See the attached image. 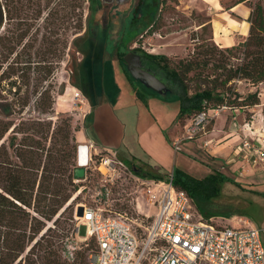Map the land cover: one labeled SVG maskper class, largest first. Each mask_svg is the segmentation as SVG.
Returning a JSON list of instances; mask_svg holds the SVG:
<instances>
[{"label":"rangeland","instance_id":"obj_1","mask_svg":"<svg viewBox=\"0 0 264 264\" xmlns=\"http://www.w3.org/2000/svg\"><path fill=\"white\" fill-rule=\"evenodd\" d=\"M140 1L124 0L119 2L114 0L111 3H106L105 8L101 9L97 0H84L83 29L79 24L81 9L78 8L76 1L74 6L68 9L67 22L56 21L51 15V10L42 6L35 7L38 14L37 20L25 21L22 17L28 14V8H18L14 5L16 7L14 14L15 8L12 7L11 0L4 1L6 11L1 9L3 19L0 18V99L26 100L33 105L40 97V93L35 90L48 89L57 102L58 96L64 94L67 86L71 85L74 87L71 95L63 97L59 107L55 103L52 114L39 113L34 106H31L27 108L24 116L26 118L52 119L53 123L61 121L63 117H71L72 130L76 136L77 147H79L80 142L76 132L81 128L83 111H85L84 101L89 100L80 87L81 82L83 85H87L86 79L81 80V74H85L83 68L86 59L85 50H88L93 38L88 29L94 25V32L96 33V30L101 32L98 35V42H95L97 48L102 50V54H100L102 62L100 67L96 66V62L100 61L97 56V58L93 57L92 61H89L85 66L92 74L94 98L99 100L104 93V76L109 79V76L115 75V71L119 70L124 73L125 82L131 84L151 104H158L169 114L177 115L180 106L177 95L170 92L157 93L145 88L146 86L137 81L132 82L118 57L120 54L125 57L133 52L141 54L142 51L165 54L171 59V65L174 66L179 59L186 58L189 53H193L196 47L215 42L212 39L210 24L211 11L205 0ZM238 1L240 0H224V4H234ZM243 2L252 11L260 4L264 6V0H244ZM21 23H26L27 26L32 25L33 28L26 30V36L19 41L21 29L27 28ZM106 33L107 36H103ZM101 44L102 46L99 47ZM238 61L237 58H232L233 63ZM25 65H31L33 68L29 72L23 73L24 71H21L20 67ZM211 67L212 65L207 71L210 72ZM221 71L218 70L217 73H221ZM189 76L191 77L189 84L191 92H193L202 84L195 78L193 72ZM214 76L211 75V78ZM161 80L166 82L165 79ZM14 81H17V86H13ZM237 84L232 81L228 86L238 89ZM76 85L78 87H75ZM18 86L21 88L19 91L17 90ZM244 86L243 84L242 89ZM76 92H80L81 96L75 97ZM176 122L178 126L181 125L178 118ZM50 142L51 138L48 140V144ZM102 156L101 153L96 155V164L93 163L91 167L85 168L83 177L76 178L75 182L81 184L79 191L73 195L53 220L46 222L45 230L50 228L46 237L57 240L64 259H66L64 256L66 247L71 243L77 244L75 259L68 261L72 264H88L89 254L94 248L92 240L83 242L77 236L79 226L80 236H85L87 233L86 227L81 223L85 207H99L105 211L106 215L127 212L130 217L139 218L138 222L149 223L153 219V209L145 207L149 218L143 217L137 212L138 201L142 205H146V191L142 190V187H139L138 183L124 172L117 171L115 175L108 177L97 167L101 164ZM75 160L78 167V158L76 157ZM123 161L135 170L134 164L128 163L126 160ZM144 169L148 171L147 168ZM103 170L108 171L104 167ZM242 170L244 172L240 174L239 180L235 183L226 182L220 197L203 203V209L213 217L227 218L239 214L237 211H241L257 226L264 228V192L254 191L257 187L264 189V164L247 165L245 170L243 168ZM161 173L166 178L170 176L165 172L161 171ZM106 187L111 189L109 199H104L102 196ZM32 213L41 217L35 211ZM200 213L204 218L209 216L203 212Z\"/></svg>","mask_w":264,"mask_h":264},{"label":"trees","instance_id":"obj_2","mask_svg":"<svg viewBox=\"0 0 264 264\" xmlns=\"http://www.w3.org/2000/svg\"><path fill=\"white\" fill-rule=\"evenodd\" d=\"M97 4L101 9L104 8L102 0H97ZM12 7L15 8V14L16 7ZM78 8L81 9L79 24L83 29V5ZM250 22V32L245 40L228 47H220L215 42L200 45L188 57L179 59L174 66L165 54L142 51L146 68L160 79H165L166 93L178 96L180 106L177 118L180 123L196 112L217 107L226 101L230 107L244 111L247 119L251 118L252 108L260 103L259 92H252L244 97L237 88L228 86L230 82L235 84L238 80L253 84L264 82L262 4L252 11ZM93 26L88 29L93 38L88 50H85V74H81V80L86 79L87 85L81 82L80 87L91 104L95 105L97 100L92 92V74L85 67L93 57L98 56L99 60L102 58V50L97 48L95 42H98L101 32L96 30L95 33ZM25 27L26 30L29 29L27 25ZM23 34L25 31H21L19 41L24 38ZM103 36L106 37L107 33ZM101 46L102 44L99 45ZM233 57L239 61L233 63ZM118 58L129 79L136 82L130 75L124 57L120 54ZM98 62L96 66L100 67L102 61ZM210 65L212 67L209 72L207 69ZM32 68L31 65L20 67L23 73ZM218 70H222L221 73H217ZM192 72L202 84L193 92L189 84ZM211 75L215 76L211 78ZM12 84L17 86V81ZM17 90H21L20 86ZM35 91L40 93V97L33 105L26 100L0 99V264H72L64 259L57 240L46 237L50 228L45 229L46 222L53 220L81 187V184L75 182L79 178L75 160L78 158V145L71 117H63L61 121L53 123L52 119L24 116L31 106L42 114L54 112L56 102L51 92L48 89ZM138 95L143 96L139 91ZM229 118L231 119V115ZM50 138L51 142L48 144ZM134 168L147 177L166 178L160 167L134 164ZM172 177L175 186L185 190L193 198L198 210L205 215L209 213L203 209L202 204L220 197L226 182H236L218 171L200 178L179 167L174 168ZM32 211L41 217H37ZM210 217L212 216L209 215L208 218Z\"/></svg>","mask_w":264,"mask_h":264},{"label":"built area","instance_id":"obj_3","mask_svg":"<svg viewBox=\"0 0 264 264\" xmlns=\"http://www.w3.org/2000/svg\"><path fill=\"white\" fill-rule=\"evenodd\" d=\"M240 111L226 101L194 113L180 123L182 134L173 141V146L179 150L182 142L199 140L211 131L218 116L228 112L231 122L243 131L237 155L253 165L263 163L264 111L252 113L242 125L237 119ZM83 145L86 164L79 159ZM100 153L103 156L97 167L108 177L117 171L124 172L146 191V205L138 201L137 212L149 218L145 207L153 209V219L149 223L138 222L139 218L130 217L127 212L106 215L99 207H85L81 223L87 233L80 236L79 226L77 236L83 242L94 243L88 264H264V228L238 215L204 218L193 198L175 186L172 175L166 179L141 175L116 152L98 151L90 140L78 147V167L96 164V155ZM110 195L111 189L106 187L102 196L109 199ZM77 247L74 243L66 247L67 261L75 259Z\"/></svg>","mask_w":264,"mask_h":264},{"label":"crops","instance_id":"obj_4","mask_svg":"<svg viewBox=\"0 0 264 264\" xmlns=\"http://www.w3.org/2000/svg\"><path fill=\"white\" fill-rule=\"evenodd\" d=\"M206 2L211 11L212 39L218 46H232L247 38L252 10L245 2L227 5L224 0ZM123 75L116 70L109 79L104 76V93L97 104L84 101L81 128L76 132L80 143L90 140L98 151H114L128 163L160 167L170 176L174 168L179 167L198 177L218 171L237 181L244 172L242 168L245 170L247 165H253L237 155L243 131L231 122L228 112L216 118L207 135L196 141H184L176 150L172 143L182 134L181 125L176 122L178 114L171 115L160 105H153L138 95V90L126 83ZM237 83L238 91L244 97L260 92V103L251 112L261 114L264 111V82L253 84L238 80ZM245 118V112L240 111L237 117L240 125ZM261 164L264 162L254 166ZM254 191L261 193L264 189L257 187ZM237 212L240 215H234L246 217L243 212Z\"/></svg>","mask_w":264,"mask_h":264},{"label":"flooded vegetation","instance_id":"obj_5","mask_svg":"<svg viewBox=\"0 0 264 264\" xmlns=\"http://www.w3.org/2000/svg\"><path fill=\"white\" fill-rule=\"evenodd\" d=\"M2 3L0 4V18L3 19V11H6V6L4 4V1L7 0H1ZM75 1L78 5V7L83 5L84 0H11V2L13 3V5H16L18 8H28V14H26L25 16H23V20H37L38 18V14H37V10L35 9V7H45L48 8L49 10H51V15L52 17L56 20V21H60V22H67L68 20V9L69 7H73L75 4ZM2 9V10H1ZM16 12V11H15ZM59 12H60V19H59ZM40 18V17H39ZM58 21V22H59ZM26 25V23H21V25ZM28 30H31L33 28L32 25L28 26ZM23 34L22 36L25 37L26 36V28L21 29ZM141 57V61H142V67L144 69H147L146 66L143 63V59L141 54H139ZM149 70V69H147Z\"/></svg>","mask_w":264,"mask_h":264},{"label":"water","instance_id":"obj_6","mask_svg":"<svg viewBox=\"0 0 264 264\" xmlns=\"http://www.w3.org/2000/svg\"><path fill=\"white\" fill-rule=\"evenodd\" d=\"M114 0H102L104 8L106 3H111ZM119 2H123L124 0H117ZM124 60L127 64L128 70L130 72L131 77L138 81L140 84H144L145 86L151 88L152 91L158 93H166L167 85L163 82L158 76L152 73L150 70L144 69L142 67L141 57L138 53H130L124 57ZM142 84V85H143ZM76 174L78 177H83L85 174L84 167H77Z\"/></svg>","mask_w":264,"mask_h":264},{"label":"bare ground","instance_id":"obj_7","mask_svg":"<svg viewBox=\"0 0 264 264\" xmlns=\"http://www.w3.org/2000/svg\"><path fill=\"white\" fill-rule=\"evenodd\" d=\"M206 1H208V0H206ZM72 89H73V87L71 85H69V86H67L65 93L58 96V98L56 100L57 101L56 102V106L57 107L60 106V103L62 102L63 97L68 96V95L71 94ZM78 96H81L80 92H76L75 93V97H78ZM79 159H80L81 163L86 164V148L84 147V145L82 146L81 156H80Z\"/></svg>","mask_w":264,"mask_h":264}]
</instances>
